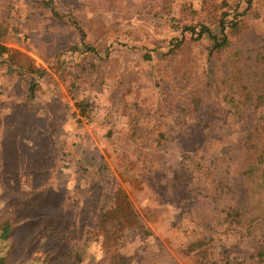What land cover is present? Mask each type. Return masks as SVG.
I'll use <instances>...</instances> for the list:
<instances>
[{"label":"rangeland","instance_id":"374dc122","mask_svg":"<svg viewBox=\"0 0 264 264\" xmlns=\"http://www.w3.org/2000/svg\"><path fill=\"white\" fill-rule=\"evenodd\" d=\"M47 1L0 0L6 264H264V0Z\"/></svg>","mask_w":264,"mask_h":264},{"label":"trees","instance_id":"16d2710c","mask_svg":"<svg viewBox=\"0 0 264 264\" xmlns=\"http://www.w3.org/2000/svg\"><path fill=\"white\" fill-rule=\"evenodd\" d=\"M44 5L47 8L51 9V11L55 15H57V10H56L52 0L45 2ZM222 30H223L222 33L224 34V28ZM204 34H207L214 41L216 49L222 48L225 45H227V43H228V39L226 36H224V39L221 40L218 38V36L216 34L212 33L207 28H203L201 30L200 36H202ZM0 35L2 36V35H4V33L2 32ZM0 40H1V38H0ZM7 51H8V49L5 46L0 44V60L2 59V57L5 55V53ZM86 51L92 52V51H94V49L91 47H86ZM32 73H36V71L32 70ZM30 91L33 92V88H31ZM75 106H76V108L79 112V115L81 117L87 118L89 120L92 119V110L90 109L91 104L87 100L76 101ZM2 228H3V231H2L1 237L3 238V240H8L10 237L9 233L11 232L10 230L12 229V227H10L8 224H5ZM90 239H92V237L87 238L85 241L89 242ZM205 251L206 250H198L197 254H195V258H196L198 264H217L216 261L209 260V258L207 256H205L206 255ZM259 255H262L261 257H263V262H264V251H263V253L260 252ZM70 257H72L74 259V261H76V264H77V261H78L77 259L80 258L79 250L76 249L75 251L71 252ZM162 261H163L162 257L157 255V254L152 256V257L146 258V259L144 258L142 260H138L137 258L136 259H129V258L127 259L128 264H157L158 262L162 263ZM171 262L172 263H169V264H178V263L174 262L172 259H171ZM0 264H6L5 258H3L1 256H0ZM225 264H244V263L242 260L237 261V262H235V261L233 262L231 260H227V258H226Z\"/></svg>","mask_w":264,"mask_h":264},{"label":"crops","instance_id":"0c3cea01","mask_svg":"<svg viewBox=\"0 0 264 264\" xmlns=\"http://www.w3.org/2000/svg\"><path fill=\"white\" fill-rule=\"evenodd\" d=\"M3 39H4V38H3ZM4 42H5V41H3V42H0V44H2V45H4V46H5L6 44H5Z\"/></svg>","mask_w":264,"mask_h":264}]
</instances>
